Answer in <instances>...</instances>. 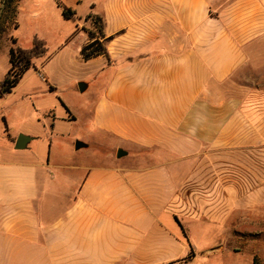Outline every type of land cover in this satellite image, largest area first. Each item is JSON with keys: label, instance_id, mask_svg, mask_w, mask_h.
<instances>
[{"label": "crops", "instance_id": "obj_1", "mask_svg": "<svg viewBox=\"0 0 264 264\" xmlns=\"http://www.w3.org/2000/svg\"><path fill=\"white\" fill-rule=\"evenodd\" d=\"M94 8L75 12L79 57L85 18L99 15L107 54L84 63H99L106 83L84 111L81 149L105 151L65 167L37 159L33 139L15 150L1 100L23 76L3 95L0 264H264V0ZM52 58L32 60L45 83ZM51 167L70 185L49 197Z\"/></svg>", "mask_w": 264, "mask_h": 264}, {"label": "rangeland", "instance_id": "obj_2", "mask_svg": "<svg viewBox=\"0 0 264 264\" xmlns=\"http://www.w3.org/2000/svg\"><path fill=\"white\" fill-rule=\"evenodd\" d=\"M60 1L66 6L67 2L70 3L78 18L90 11L91 4H95L96 12L103 4V0ZM15 22L18 24L16 29ZM77 23L78 20L64 19L55 0H17V15L9 21V14L3 8V0H0V28H6L0 37V83L10 67V48L29 47L33 36H37L46 45L47 54L43 58L53 57L45 67L46 83L39 80L34 67H30L23 74L16 89L1 100L6 112V123L14 132L19 131V135L41 137L45 135L41 131L42 126L48 125V137L33 138L26 149L32 150L36 147L37 159H49L51 163L65 167L78 162V158L90 163L93 154L105 151L93 143H89L88 148L77 151L79 153L74 149L75 141H91L84 124V111L87 110L86 106L99 96L106 83L104 74L99 71V63H84L79 57L81 34L76 32ZM65 42L67 46L61 48ZM79 83L85 84L83 92L79 91ZM50 85L53 91L49 89ZM61 102L66 108L71 105L79 116V123L67 120V110ZM52 118L58 122L54 125V131L49 127ZM58 168L48 169L49 173L53 174L52 179L47 181L50 186L47 188L49 197L56 196L57 190L64 191L70 185L65 177L68 170Z\"/></svg>", "mask_w": 264, "mask_h": 264}, {"label": "trees", "instance_id": "obj_3", "mask_svg": "<svg viewBox=\"0 0 264 264\" xmlns=\"http://www.w3.org/2000/svg\"><path fill=\"white\" fill-rule=\"evenodd\" d=\"M58 7L61 8L64 19L75 20L74 10L65 6H60V4H58ZM3 8L6 9V13L9 14V21H11L17 15V0H3ZM85 19L91 22L93 29L87 30L88 42L83 45L80 51L81 59L84 62L100 55H106L107 50L105 44L109 40V38H104L103 41L100 40V38L103 37V20L99 15L90 13ZM17 27L18 24L15 22L14 28L16 29ZM5 30V27L0 28V37ZM46 54L47 48L45 43L36 37L32 40L30 48H10V68L4 80L0 83V99L5 93L11 92L30 67H34L32 60L44 57ZM16 70H19V72H16ZM50 90L53 91L52 88H50ZM61 104L67 110L62 102ZM5 129L7 131L6 127Z\"/></svg>", "mask_w": 264, "mask_h": 264}, {"label": "water", "instance_id": "obj_4", "mask_svg": "<svg viewBox=\"0 0 264 264\" xmlns=\"http://www.w3.org/2000/svg\"><path fill=\"white\" fill-rule=\"evenodd\" d=\"M78 87H79V91L80 92H83L84 89H85V84L84 83H79L78 84ZM33 138L30 137V136H27V135H23V134H20L18 135V137L16 138L15 140V143H14V149L15 150H23L26 148L27 144L32 140ZM86 147V144L80 142V141H76L75 142V150H79L81 148H84ZM126 153L122 150H118L117 151V157L120 158L122 156H124Z\"/></svg>", "mask_w": 264, "mask_h": 264}, {"label": "built area", "instance_id": "obj_5", "mask_svg": "<svg viewBox=\"0 0 264 264\" xmlns=\"http://www.w3.org/2000/svg\"><path fill=\"white\" fill-rule=\"evenodd\" d=\"M17 71L19 72V70H17ZM36 72H37V75H38L39 79L42 82H45L46 80H45L44 74L41 71H39V70H37Z\"/></svg>", "mask_w": 264, "mask_h": 264}]
</instances>
